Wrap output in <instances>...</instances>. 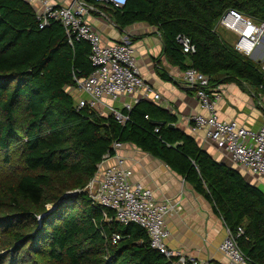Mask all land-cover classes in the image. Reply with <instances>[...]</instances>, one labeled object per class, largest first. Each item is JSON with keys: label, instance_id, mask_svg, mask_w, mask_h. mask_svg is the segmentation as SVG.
<instances>
[{"label": "trees", "instance_id": "1", "mask_svg": "<svg viewBox=\"0 0 264 264\" xmlns=\"http://www.w3.org/2000/svg\"><path fill=\"white\" fill-rule=\"evenodd\" d=\"M227 9L264 22V0H127L114 11L122 28H156L166 60L183 72L195 69L211 87L234 81L264 92L259 64L238 54L216 28ZM179 36L194 52H183ZM89 54V44L59 22L40 27L29 4L0 0V152L8 162L10 145L18 142L21 160L19 172L0 177V244L58 264H169L139 225L105 221L84 191L117 142L150 154L190 184L232 234L243 230L235 240L247 264H264V193L190 135L169 128L176 117L153 102L123 110V123L77 108L65 89L93 71ZM112 234L120 237L115 245Z\"/></svg>", "mask_w": 264, "mask_h": 264}, {"label": "built area", "instance_id": "2", "mask_svg": "<svg viewBox=\"0 0 264 264\" xmlns=\"http://www.w3.org/2000/svg\"><path fill=\"white\" fill-rule=\"evenodd\" d=\"M22 1L35 8L40 27L50 21L59 22L69 36L89 44L93 71L86 77L75 79V84L67 88L77 108L95 110L98 104H104L105 98L114 101L137 93L139 98L134 100L135 103L139 100L160 101V95L141 78L130 42L103 44L100 34L88 22L91 13L97 12L98 7H121L115 0H94L98 6L84 0H73L69 6H56L50 0ZM216 28L233 36L232 46L238 54L255 57L253 61L259 64L264 76V59L260 57L262 53L259 54V46L264 40V22L256 23L237 10L227 9L220 16ZM177 40L184 53L194 52L187 38L179 36ZM183 81L204 111L188 117L191 132H202L204 140L228 154L233 164L264 182V124L253 131L240 126L235 120H220L216 111L221 97L219 87H211L209 78L193 68L183 72ZM130 108L129 104L124 105V110ZM109 114L119 123L126 119L111 106ZM122 145L113 143L114 154L104 155L97 173L84 188L92 203L102 208L104 220L121 225H139L145 231L150 247L162 254L169 264H213L166 244L169 236L166 217L173 210L179 211L180 207L170 201H157L150 189L131 182L132 170L117 153ZM242 233L241 228L237 229V235L227 229L219 246L230 264H247L235 240ZM119 239V235L112 234L111 244H117Z\"/></svg>", "mask_w": 264, "mask_h": 264}, {"label": "crops", "instance_id": "3", "mask_svg": "<svg viewBox=\"0 0 264 264\" xmlns=\"http://www.w3.org/2000/svg\"><path fill=\"white\" fill-rule=\"evenodd\" d=\"M72 1L50 0L56 6H69ZM116 19L114 8L105 6L91 13L88 22L100 34L103 44L130 42L135 50L141 78L160 95V101L155 104L176 117L174 126L190 135L216 162L238 170L246 182L264 193V182L260 177L233 164L228 154L204 140L202 132H191L188 117L204 111L193 92L184 85L183 71L166 60L157 29L145 23H135L122 28ZM227 35L233 42V36L229 33ZM218 87L221 97L216 111L220 120H235L240 126L253 131L264 124V92L247 83L234 81L221 83ZM137 98L138 93L122 96L114 101L105 98L104 104H98L95 111L100 116H107L111 106L122 113L124 105L129 104L132 107ZM117 153L131 168L132 183L150 189L157 201H170L180 207L179 211L173 210L166 217L169 231L166 244L170 248L213 264H230L228 258L219 250L227 228L208 200L162 161L142 152L134 145L123 144Z\"/></svg>", "mask_w": 264, "mask_h": 264}, {"label": "rangeland", "instance_id": "4", "mask_svg": "<svg viewBox=\"0 0 264 264\" xmlns=\"http://www.w3.org/2000/svg\"><path fill=\"white\" fill-rule=\"evenodd\" d=\"M221 35L227 40L228 43H232V39L224 33V30L219 29ZM259 54L261 59H264V40L261 42L259 46ZM251 59V58H250ZM253 60V59H252ZM18 142H14L10 145V153L8 162L3 161L4 154L0 152V177L7 174L13 175L16 172H19L21 169V160L20 153L17 151ZM48 211L53 209V206H47ZM1 223V222H0ZM5 233V230L2 229L0 232V239H2V235ZM3 245V244H2ZM0 244V264H58L52 260L47 259L46 257H36L34 254L28 252L26 248H22L20 250H16L12 252V248H4ZM20 255L19 260L14 263L13 256ZM13 262V263H12Z\"/></svg>", "mask_w": 264, "mask_h": 264}, {"label": "clouds", "instance_id": "5", "mask_svg": "<svg viewBox=\"0 0 264 264\" xmlns=\"http://www.w3.org/2000/svg\"><path fill=\"white\" fill-rule=\"evenodd\" d=\"M116 3H118L120 6H123L127 0H115Z\"/></svg>", "mask_w": 264, "mask_h": 264}, {"label": "water", "instance_id": "6", "mask_svg": "<svg viewBox=\"0 0 264 264\" xmlns=\"http://www.w3.org/2000/svg\"><path fill=\"white\" fill-rule=\"evenodd\" d=\"M161 124H163V123H161ZM169 128H172V129H173V128H175V126L172 125V124H170V125H169Z\"/></svg>", "mask_w": 264, "mask_h": 264}]
</instances>
